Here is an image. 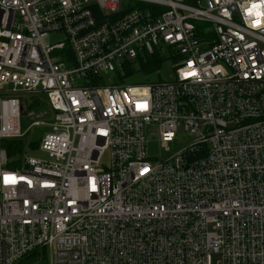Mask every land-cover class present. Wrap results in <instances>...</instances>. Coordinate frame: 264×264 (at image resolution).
I'll return each mask as SVG.
<instances>
[{
  "label": "built area",
  "instance_id": "2783aa9c",
  "mask_svg": "<svg viewBox=\"0 0 264 264\" xmlns=\"http://www.w3.org/2000/svg\"><path fill=\"white\" fill-rule=\"evenodd\" d=\"M156 51L171 79L121 80ZM34 125L44 157L0 146V264H264V0H0V145ZM152 126L192 138L153 161Z\"/></svg>",
  "mask_w": 264,
  "mask_h": 264
},
{
  "label": "rangeland",
  "instance_id": "374dc122",
  "mask_svg": "<svg viewBox=\"0 0 264 264\" xmlns=\"http://www.w3.org/2000/svg\"><path fill=\"white\" fill-rule=\"evenodd\" d=\"M65 40H66L65 35H63L62 33L56 32V33H52L49 37H47L45 39V42L49 43L51 45H54L56 43L65 42ZM57 52H59V50H56L55 52H53L52 55H54ZM166 59L167 60L162 63V67L159 69L158 76L156 77L157 81H167V80L171 79V77L173 76V70H172L173 59L172 58L171 59L166 58ZM129 64L132 65L134 68H137V69H139V67H140L139 63H137L136 61L127 62V65H129ZM125 67H126V65H125ZM143 78H145L143 73L138 72L137 75L128 76V77L124 78V82L129 83V84H138V83H142L141 79H143ZM41 94H39V93H37V94L20 93L17 96L23 97L24 99H28V100H30V102L32 101V99H35V96L36 97L40 96L42 101H45V102H43L39 107L31 105V108H33L36 112L48 111V114L45 117V119H46V121L50 122L54 117V112L50 109L49 103H47L46 95L43 93H41ZM30 124H31L30 119L26 118V116H24L22 119L23 130H25L27 127H29ZM49 130H50V127L48 125H34V126H32V129L22 139L25 143V150L27 149L26 151H28L32 155L44 157L45 153L41 152L38 149V147H36L34 144L39 142L40 139ZM146 136L148 139V153H149V156L152 158L151 160H153V161L165 159L166 157L171 155L175 150H177L179 147L186 144L192 138L191 135H187L184 132H179L178 137L176 138L175 142L170 143L169 148H165L160 143L159 134H158V131L156 130L155 126L149 127L147 129ZM3 140H5V139H3ZM3 140H2V143H3ZM8 140H10V139H8ZM0 146L2 147V145H0ZM43 257H44L43 260L39 261V263L40 264H45V263L48 264V261H49L48 253L47 254L45 253L43 255ZM20 262H18V263H20Z\"/></svg>",
  "mask_w": 264,
  "mask_h": 264
},
{
  "label": "trees",
  "instance_id": "16d2710c",
  "mask_svg": "<svg viewBox=\"0 0 264 264\" xmlns=\"http://www.w3.org/2000/svg\"><path fill=\"white\" fill-rule=\"evenodd\" d=\"M66 50H68V48ZM166 60L167 59L165 55H161L159 51H156L152 54L148 52L141 54L136 60V62L140 65L139 69L134 68L132 65H127V63H125V75L121 78V80L124 81V78L128 76L137 75L138 72H141L145 76V78L141 79L142 83L148 84L157 82L156 77L158 76L159 69L162 67V63ZM35 106L39 107L38 104ZM1 145L2 148L7 151L8 156L11 158V162L9 163L8 167L11 169L19 168L21 166L20 156L25 149L24 141L22 139H5L3 140V143L1 142ZM34 145L38 147L39 142L35 143ZM43 258L44 257H40L38 253H32L18 264H40L39 261L43 260Z\"/></svg>",
  "mask_w": 264,
  "mask_h": 264
},
{
  "label": "crops",
  "instance_id": "0c3cea01",
  "mask_svg": "<svg viewBox=\"0 0 264 264\" xmlns=\"http://www.w3.org/2000/svg\"><path fill=\"white\" fill-rule=\"evenodd\" d=\"M37 93H39V92H35V93H31V94H37ZM39 94H41V93H39ZM42 95V94H41ZM23 98V97H22ZM34 98V97H33ZM24 99V98H23ZM24 100H28V99H24ZM47 100V99H46ZM30 101V100H29ZM42 99H41V97L40 96H35V99H32V101L30 102V104L32 105V106H35V105H39L40 106V104H42L43 102H45V101H42ZM37 103V104H36Z\"/></svg>",
  "mask_w": 264,
  "mask_h": 264
}]
</instances>
